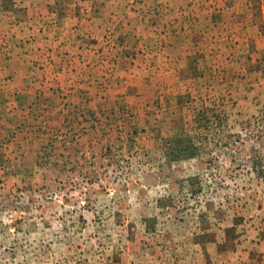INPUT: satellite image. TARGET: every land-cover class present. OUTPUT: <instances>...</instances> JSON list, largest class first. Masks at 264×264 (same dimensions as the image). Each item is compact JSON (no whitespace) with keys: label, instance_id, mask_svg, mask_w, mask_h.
<instances>
[{"label":"rangeland","instance_id":"374dc122","mask_svg":"<svg viewBox=\"0 0 264 264\" xmlns=\"http://www.w3.org/2000/svg\"><path fill=\"white\" fill-rule=\"evenodd\" d=\"M0 1L21 14L23 0ZM47 1L60 21L95 24L102 12L108 35L130 39L142 18L161 29L213 2L259 0ZM169 1L181 9L169 13ZM247 35L250 51L223 35L175 71L112 84L108 66L86 81L37 153L0 169V264H224L240 243L264 240V0L262 35Z\"/></svg>","mask_w":264,"mask_h":264},{"label":"crops","instance_id":"0c3cea01","mask_svg":"<svg viewBox=\"0 0 264 264\" xmlns=\"http://www.w3.org/2000/svg\"><path fill=\"white\" fill-rule=\"evenodd\" d=\"M30 1L15 4L21 9V14L15 16H6L9 11L0 1V169L7 165L17 168L31 158L32 152L36 154L31 148L41 141L43 130L59 117L66 119L72 115L70 109L82 100L79 94L85 91L86 81L91 80L90 85L101 79L100 72L107 76L108 66H113L114 77L103 79L119 83L118 75L122 73L148 72L155 66L175 71L188 64L186 59L200 56L197 52H203L204 41L212 44L223 39L219 36H236L239 44L234 43L235 48L248 47L250 51V44L240 38L247 33L248 37L251 33L262 35V0L221 8L211 0L213 6L203 8L198 18L184 24L167 20L161 29L142 18L131 24L134 34L130 39L108 35L112 34L108 30H112L102 12L97 13L101 14V21L92 24L93 20H88L84 25L86 18L79 20L78 15L62 21L55 18L50 1ZM164 3L169 6V13L181 9L170 1ZM102 4L108 6L100 2V8ZM132 6L135 17L138 7L133 3ZM217 13L222 14V20ZM160 55L162 64H154L152 57ZM233 253L234 256L228 253L224 264H264L262 234L240 243Z\"/></svg>","mask_w":264,"mask_h":264}]
</instances>
